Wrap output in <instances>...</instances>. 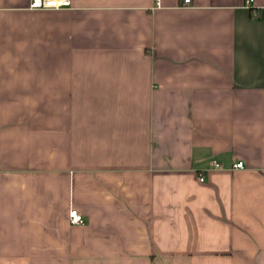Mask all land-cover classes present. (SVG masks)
<instances>
[{"label":"crops","instance_id":"0c3cea01","mask_svg":"<svg viewBox=\"0 0 264 264\" xmlns=\"http://www.w3.org/2000/svg\"><path fill=\"white\" fill-rule=\"evenodd\" d=\"M29 1L0 0V264H264V0Z\"/></svg>","mask_w":264,"mask_h":264},{"label":"built area","instance_id":"2783aa9c","mask_svg":"<svg viewBox=\"0 0 264 264\" xmlns=\"http://www.w3.org/2000/svg\"><path fill=\"white\" fill-rule=\"evenodd\" d=\"M251 1V0H250ZM183 3L187 5L189 0H183ZM71 5L70 0H30L29 8L34 10H45V9H61ZM214 168H220V164L216 161L212 162ZM244 164L241 161L235 162L233 168H243ZM200 180H203L201 177ZM69 220L73 224H79L83 222L82 215L76 209L69 210Z\"/></svg>","mask_w":264,"mask_h":264}]
</instances>
